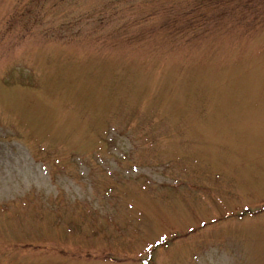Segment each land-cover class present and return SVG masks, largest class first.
<instances>
[{"label": "rangeland", "instance_id": "374dc122", "mask_svg": "<svg viewBox=\"0 0 264 264\" xmlns=\"http://www.w3.org/2000/svg\"><path fill=\"white\" fill-rule=\"evenodd\" d=\"M0 264H264V0H0Z\"/></svg>", "mask_w": 264, "mask_h": 264}]
</instances>
